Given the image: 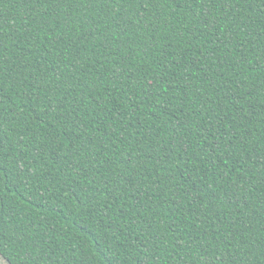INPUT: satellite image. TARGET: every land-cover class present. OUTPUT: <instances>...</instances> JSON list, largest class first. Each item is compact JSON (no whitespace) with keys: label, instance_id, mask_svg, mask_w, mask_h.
Returning <instances> with one entry per match:
<instances>
[{"label":"trees","instance_id":"1","mask_svg":"<svg viewBox=\"0 0 264 264\" xmlns=\"http://www.w3.org/2000/svg\"><path fill=\"white\" fill-rule=\"evenodd\" d=\"M0 256L264 264V0H0Z\"/></svg>","mask_w":264,"mask_h":264},{"label":"rangeland","instance_id":"2","mask_svg":"<svg viewBox=\"0 0 264 264\" xmlns=\"http://www.w3.org/2000/svg\"><path fill=\"white\" fill-rule=\"evenodd\" d=\"M0 264H9L7 261H5L1 256H0Z\"/></svg>","mask_w":264,"mask_h":264}]
</instances>
